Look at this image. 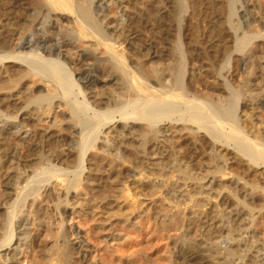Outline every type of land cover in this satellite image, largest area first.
Returning <instances> with one entry per match:
<instances>
[{"label":"bare ground","instance_id":"obj_1","mask_svg":"<svg viewBox=\"0 0 264 264\" xmlns=\"http://www.w3.org/2000/svg\"><path fill=\"white\" fill-rule=\"evenodd\" d=\"M249 1L250 0H248V2ZM190 2H192V0H171L170 3L174 6L173 13L175 14H172L171 18L169 17L170 19H168L167 25H158L157 27L154 26L155 28L147 29L152 32V35L155 34L159 39L164 41L167 46L164 51H153L151 44L148 42V44L145 45L148 48L144 56L146 63L136 68L130 66L129 62L131 59H127L126 52L118 49L123 43L121 41L124 40V36L122 37V35L127 33L125 32V27L127 26L115 20H108L105 15H101V21L105 23L104 27H101L98 21L99 19H96L98 14L95 16L94 9L100 12L106 10L101 4V1L37 0L34 6L31 5V9L23 2L21 4L19 3V5L17 4V6H20L19 8L23 9V12H28L26 18L29 20L25 19L26 23L24 26L22 25L24 28H22V32L17 36L15 43L12 45L13 47H11L13 49L10 50V47L8 48L6 43H0V64L12 63L22 67V71H19L18 77L16 76L17 78H14L13 82L11 80V84L7 85L0 83V91L4 92L7 89V91L10 90L9 92H22L19 88L21 86V81L24 79L26 81L27 78L28 81L31 79L32 87H28L29 89H27L29 96L27 97V104L24 108L33 105L31 108L32 115L40 114V116H48L53 108V102L57 100V106L63 107L67 119L57 120V118H54L52 126L61 127L62 124H65L68 128L75 129L77 156H75V162L73 161L74 164H71L72 167H70L74 170L72 179L67 176L68 172L66 173V171H70L67 170L70 165L66 168L61 167L62 169H53L54 171L52 170V173L34 172L32 176L26 174L23 175V177H14V179L8 177L9 180L5 178L7 179L6 181H10V184L12 182L13 192L11 194L8 192L3 193L2 191L0 196L1 206H3V201L4 204L8 203L6 205L7 209L6 217L3 221L4 223L0 220L2 223L0 224V249L6 248L7 250L11 247L10 245L17 233L15 228L16 225L18 226L17 229L24 227L30 216L33 221L39 219V213L33 212L31 207L35 200L38 201L41 196L43 197L42 193L46 190L47 186L49 188V183L53 178H56L58 181H56L57 183L54 184V187L60 185L64 188L65 192L63 196L65 197L62 199L64 204L66 203V196L70 191L79 192L81 184L78 178L85 169L84 158L86 152L93 148L96 149L95 144L99 139L102 129L111 125L117 117H120V121H122V126L120 124L119 127L121 131L120 134L127 130V123L132 125L140 124L142 126L140 129L134 130H136V136L141 139V145L139 147L142 157L152 162L150 163L152 168L148 171L150 174L157 173L158 177L161 178L166 177L175 179L176 182L170 184L171 187L173 185L172 188L176 190L180 188L178 181L181 182V186L186 187L187 181L193 178L194 181L199 183L206 180V175L202 177L200 172L196 173L197 175L193 173V164L186 161L182 164V160L180 159L183 158L185 150H189L190 148L194 149L193 145L195 144L193 143L196 142V144H198V141L202 139L205 142L202 147L206 146V148L209 149V160L212 164V166L205 171V174H207V176L209 175V178L207 177V182L205 181L207 183L206 186L209 187H204L209 190L211 184H213L212 181L218 177L215 178L216 175H219L222 179L230 175L231 178L226 181L229 184H226L225 187L228 189L230 188L232 192L234 191L233 195L238 197L237 204L240 205V207L234 209L230 207L231 210L229 209L224 213H221V211L224 210L222 208L221 211H215L214 209V215L212 216L219 219L220 227H218L217 224L212 228L218 227V233H222V231L226 232L227 226L223 224V221H225L227 225L232 223L237 224L239 227L237 226L236 232H238L245 228H240V226L246 219H248V221L250 219V223L253 219L255 220V214H251L254 208L253 206L251 207L250 204L264 199V196H261L264 195V193H262L264 191V185L259 186L258 190L262 191L260 194L253 193V189H257L253 187L254 185L251 187L252 192L247 194V190L244 191L245 188L243 191L239 188L240 183L238 184V181H240L242 177L244 178V172H247L248 176V172L251 173L253 171L256 172L257 169H264V118L260 119L258 116H255L259 114L257 113L258 110H263L264 112V76L260 81L257 74L259 71L264 73V22L255 20L249 16L247 9L243 5L247 0H207V7L213 14V21L216 19V22L212 26L215 29L212 28V30H209L211 31L210 33L213 34L212 38L214 41L212 40L208 46L207 52H202L200 49L203 42L199 41L197 38L193 37L194 41L191 44L185 43L187 32L191 31L192 33L195 32V34L198 33L196 28H192L195 30L192 31L189 30L190 26L187 28L183 26L184 16L187 13V6H189L188 4H190ZM238 3L243 5L241 11L237 6ZM15 7L13 6L14 9ZM67 14L72 16L70 21L67 18L69 17ZM190 16H194L193 10L188 12L186 18H190ZM185 26L187 25L185 24ZM147 32L149 34V31ZM199 36L202 37V34L195 37ZM209 37L210 36H208V39ZM60 45H62L63 48L65 47L64 54L59 52ZM17 50H20V52H16ZM200 61H204V65L207 66L205 71L206 77L221 79L219 84H216L215 81H208V79L206 82L203 80L202 82L200 79L196 78L195 72H192V64L193 62ZM99 71L102 73L101 76L98 75ZM239 71L241 80L239 83L237 82L238 84L235 83L237 86H234L233 80L236 78ZM97 76H99L101 80H98ZM39 86L42 88H39ZM201 87V91L204 90L205 92L204 94L200 92V89L198 90V88ZM89 90L93 91L91 102L90 99H88L90 95L88 98L85 95V92H90ZM100 92H108L104 101L97 98ZM13 96L17 97L16 94ZM10 97L12 98V96ZM117 113L118 116H115ZM166 124L169 126L167 130H163L161 125L163 126ZM20 129L17 128V126H13V128L6 131L0 129V139H3L5 134L16 139V134L20 132ZM174 130H176L179 135L180 132H183L188 138L191 137L193 143H190L193 145L191 146L189 144L190 148L185 149L187 147H180L179 143L173 142V137L171 138V136ZM169 132L170 134H168ZM128 134L131 135V132ZM180 139H182V137ZM40 142L41 141L36 142V140H34L33 143H30V148L28 150L37 152L35 150L42 146ZM102 145H104V143ZM158 145H160V147H158ZM120 146H118L119 149ZM160 148L164 150H162L164 153ZM0 153H2L0 154L1 171L2 161L5 160L4 158L8 157L11 159L13 155L11 154L12 152H8L7 149ZM176 153L180 154L179 158ZM233 153L242 158L238 161L237 168L231 166L229 162L231 159L233 160V157H229L233 155ZM46 154L48 153L46 152ZM117 154L115 155L117 156ZM45 160L47 161L46 163L50 164L55 161L49 156H46ZM43 162L44 160L41 158L40 164ZM65 165H67V163H64V167ZM136 169L138 174H141L142 179H139V183L134 185L133 189L138 190V192L146 197H155L157 192H159V187L153 183L154 180L152 181L150 175L146 174L147 170L144 166H139ZM192 173L195 176L201 175L200 179L195 180L197 177H192ZM37 176L42 177L35 179ZM232 178L234 180H232ZM145 179L147 181H145ZM121 191L124 193L126 192L123 188ZM236 192H239V196ZM2 195H4L3 201ZM95 195L97 196V194ZM112 196L118 199L125 195L122 193ZM5 197L7 201H5ZM28 199H30L29 201H31L32 204L30 205L27 215H25L26 218L22 217L21 219L19 218L20 214L24 212H22V208H24ZM93 201H96V199ZM255 206L257 207V205ZM245 207L250 210L248 214L244 210ZM262 207L264 208V204ZM261 210L262 209H260V211ZM262 212H257V214L261 217ZM177 215H174V213L170 215L169 222L165 219L160 220V229L164 236L166 234L167 237H170V235L178 231L181 220ZM196 219L198 220V218ZM156 228L150 225L146 228L139 226L137 232L131 230L126 238L124 237L125 239L122 240L114 239L112 235L113 239L110 241V252L112 251L114 254L117 253L115 256L119 255L118 258L121 257V259H125L127 264H146L148 259L145 257L147 249L144 241L147 235H151L152 238L154 237L155 239V243L153 242L155 246L152 247V249H155L153 253H151L153 255L152 259L160 260V263L163 264L161 261H164L166 257L164 256L165 258H162V253H159L161 250L160 248H162L159 244L161 238L157 236L158 234L156 235V232L158 233ZM220 229H222V231ZM46 232V234H48L49 231ZM18 233H20L18 234V239L15 238L12 244L15 247L9 251L10 257L6 258L4 256L2 258L0 256V264H7V261H10V264H18L19 255L27 251L28 247L26 240L29 234H27L26 230ZM58 234L60 233H57L56 238H58ZM70 235L73 236L74 239H78V242L75 244L77 245V249L85 247L86 244L79 240L77 232L71 231ZM229 236L232 237L230 234ZM59 237L61 239L62 235ZM229 239L232 240V238ZM233 241L234 248H231L232 250L228 249L229 251H225L223 254L219 252L216 245H212L209 248H206L204 245L206 248V254L203 253L206 257H204H208V260L209 257L210 260L213 258V260L217 262L216 264H234L232 263L234 253L238 252L237 250H244V248L241 249V247L245 246V243L243 245L239 244L240 242H236V240ZM153 243L149 245H153ZM60 244L61 243H55L52 248H50L48 260L46 259L50 264H65L64 262L67 258H65V250L63 251L65 248H61L64 245ZM182 246H185L186 250L188 249L189 252H195V254L204 250L201 249L202 247L198 248L199 246L197 247L191 243ZM254 248L256 247L254 246ZM259 248L260 247H258V249ZM258 249L255 250V252H257ZM107 254L108 253H106V255ZM100 255H102V259H99L102 261L110 257L102 253ZM158 255L160 256L158 257ZM203 258L200 260L203 261ZM94 259L95 258H93L92 261H94ZM108 259L110 260L111 258ZM206 260L202 263L205 264ZM259 260H264V257ZM112 261L114 260L112 259ZM247 262H249V260ZM155 263L158 264V262ZM255 263H253L252 260V264Z\"/></svg>","mask_w":264,"mask_h":264},{"label":"rangeland","instance_id":"obj_2","mask_svg":"<svg viewBox=\"0 0 264 264\" xmlns=\"http://www.w3.org/2000/svg\"><path fill=\"white\" fill-rule=\"evenodd\" d=\"M36 1L37 0H29V1L28 0H0V43L1 44L6 43V45H8V48L10 47L9 48L10 50L13 49L11 48L13 47L12 46L13 43H15L17 36L22 32V28H24L23 26L26 23L25 19L29 20L26 18L27 17L26 14L28 12H25V11L23 12V9L19 8L20 6H17V4L19 5V3L21 4L23 2L27 4L26 6H28L31 9L32 7L31 5L34 6L36 4ZM99 1L102 2L101 4L106 9L104 10V12H100L99 10L97 11L96 9H94L95 16L98 14L96 16V19L97 20L99 19L98 21L101 27H104L105 25V23L101 21L102 19L101 15H105L108 20L109 19L115 20V21H118L119 23L125 24L124 26H127L125 27V30H126L125 32L127 33H124V35H122V37L124 36L123 37L124 40L121 41L123 43L121 47H119L118 49H121V51L123 50L124 52H126V56L128 60L131 59L129 62L130 66H132L133 68H136L146 63L144 56L148 48L145 45H147L148 42L151 44L153 51L161 52L165 50V47L167 46L166 43L162 41L161 39H159L155 34L152 35V32H150V30H147V29L155 28L158 25H167L168 19L171 18L172 14L173 15L175 14L173 13L174 6H172V3H170L171 0L169 1L167 0H119V1L118 0H99ZM192 2H190V4H188L189 6H187V13L184 16L183 26L185 28L190 26L189 30H192V31H195L192 28H196L197 32L199 34H202V37L200 36H199L200 38L195 37L199 35L198 33L195 34V32L192 33L191 31L187 32L186 33L187 39H185V43L191 44L194 41L193 37L197 38L199 41L203 42L200 50L202 52H207L208 46L213 40L212 38L213 34H211L210 33L211 31L209 30H212L213 28L212 26L213 24H215L216 19L213 21L214 17L212 16L213 14L209 11L207 7V4H206L207 0H203V1L202 0H192ZM193 4H194V7H193ZM243 5L247 9L250 17L254 18L255 20H261L264 22V0H252V1L250 0L249 2L247 0V2H245V4ZM243 5L238 3L237 6L239 7L240 11L242 10ZM13 6L14 7L16 6L15 9L13 8ZM190 10H193L194 16L193 17L190 16V18L189 17L186 18ZM68 16L69 17L67 18L70 21L72 16L70 14ZM185 24L187 26H185ZM46 29H47V26H46ZM147 31H149V34ZM208 36H210L209 39H208ZM59 47H60L59 52L64 54L65 47L63 48L62 45H60ZM18 51L20 52V50H17L16 52ZM193 64H192L193 70L192 69L191 70L192 72H195L194 74L196 78L200 79V81L203 80L204 82H206L208 79V81L209 80L215 81L216 84H219L221 82L220 81L221 79H217V78L213 79V78L206 77L205 71L207 69V66L204 65L205 64L204 61L195 62V63L193 62ZM19 71H22V67L14 65L12 63H3V64L1 63L0 64V83L7 84V85L11 84L14 78L18 77ZM257 74L260 78L259 80L261 81V79L264 76V73L262 71H259ZM98 75L101 76L102 73H100L99 71ZM99 76H97L98 80L100 79ZM240 77H241V74L239 71L238 75L233 80L234 86H237L235 85V83L238 84L240 82L241 80ZM4 81H7V82H4ZM20 85L21 86L19 88L22 92H16V93L9 92L10 90L7 91V89L5 91L3 90L4 92L0 91V116H1L0 117V129H3L6 131L10 128H13V126H17V128L19 129L21 128L20 132L16 134V139H13L8 134L7 135L5 134L6 136L4 135L3 139H0V152H2L3 150L6 151L7 149V151L12 152L11 154L13 155L11 159H9L8 157L7 158L5 157L4 158L5 162L2 161V166H1V171H0V184H1L0 185V196L2 194V191L3 193L8 192L11 194L13 192L12 185H11L12 182L10 184V181H6L8 177L9 178L12 177L14 179V177L16 178L21 177V176L23 177V175H26V174H29L30 176H32L34 172L35 173H39V172L52 173L53 169H56V168L62 169L70 165L68 167L69 169H67L70 171H66V173L68 172L67 176L71 177L72 179L73 178L72 174L74 170L73 168H70V167H72L71 164H74L75 156H77V146L75 143L77 142V139H76V131H74L75 129L68 128L65 124H62L61 127L52 126L54 118L55 119L57 118V120L67 119L66 113L63 107H58L57 106L58 102L57 100H55L53 102V108L48 116H45V115L40 116V114L32 115L31 108L33 105H30L29 107L24 108L27 104L26 103L27 97L29 96L27 89L32 87V81L31 79H29L28 81V78H27L26 81L25 79L22 80ZM39 85H42V84H39ZM39 88H42V87L39 86ZM199 89L202 94L205 93L204 90L201 91L202 87L198 88V90ZM107 93L108 92H100L99 96L97 95V98H100V100L104 101L107 97ZM14 94H16L17 97L13 96ZM92 94H93L92 90L90 92H85V95L87 96V98L90 95V97L88 98L90 99V102L92 101L91 99V97L93 96ZM10 96H12V98ZM262 112L263 110H260V111L258 110L257 113L259 114H256L255 116H258V118L263 119L264 112L263 113ZM115 116H118V113ZM4 122L5 123L7 122V123L5 124ZM120 124L122 126V121H120V117H117L112 122L111 125L104 127L99 135L98 141L95 144L96 149L93 148L91 150H88V152H86L85 158H84L85 159V162H84L85 169L78 178L80 179L79 181L81 184L79 187V192L70 191L69 194L66 196L67 199H66V203L64 204L62 202V199H64L65 197L63 196L65 192L64 188H62V186L60 185H57V187H54L55 186L54 184H56L58 181L56 178H53L49 183L50 189L47 186L46 190L43 192L44 194L42 193L43 197L45 196L46 198L44 197L43 199V197L41 196V198H39L38 201L35 200V202L33 203L31 207V210H33V212L39 213L40 215L39 219H37L36 221H33L32 217L30 216L27 219L28 221L24 227L17 229L18 226L17 225L15 226L17 230L16 231L17 233L15 232L16 239H18L19 237L18 234H20L18 232L20 231L22 232L26 230L27 234H29L26 240L27 247H28L27 251H25L24 254L19 255L18 264H25L26 262H27L26 264H50L49 262L46 261V259L48 260V257L50 254L49 250H51L50 248H52V246L55 243L57 244L61 243L60 245H64L61 248H65L63 249V251L65 250L64 251L66 255L65 258L67 257L64 262L65 264H106V262L107 264H127V262H125V259L123 258L121 259V257L118 258L119 255L115 256V254L117 253L114 254L112 251L110 252V249H111L110 241H112L113 237L114 239H119V240L125 239L131 230L133 231L135 230V232H137V230H139V226L146 228L147 226L149 227V225L154 226V228L157 227L156 231H158V233L156 232V235L158 234L157 236L161 238L159 240V244H160V247L162 248H160L161 250L159 253L160 254L162 253L161 254L162 258L166 257L164 261H161L163 264H167L168 262H169L168 264H200V263L203 264L204 263L203 261L206 259L207 260L205 264L207 263L216 264L217 262L214 261L213 258H211V260H210V257H209V260H208V257L205 258L206 255L203 254L205 253V249L207 247L209 248L212 245H216L219 252L220 253L222 252L223 254L225 251H229L228 249L232 250L234 248L233 240H236V242L238 243L240 242L239 244L244 245L245 243V246L241 247V249L244 248V250H237L238 252L234 253V255L232 254L233 255L232 263L252 264V260H253V263L256 262L255 264H264V260L262 261L259 260L264 257L263 255L264 254V208L262 207L264 204V199L263 200L261 199L259 202L255 201L254 202L255 204L254 203L250 204L251 207L253 206L254 208L253 211H251V214H255V217L257 218V220L256 218L255 220L253 219L252 221L253 223L249 222L250 219L249 221L248 219H246L245 222H243L242 224L243 227L242 225L240 226V228H244V227L245 228L242 229L241 231L236 232L237 226H238L237 224L232 223V224L227 225V223L223 221V224L227 226V230L225 232V231H222V229H220L222 233H218L219 231L218 227H220L219 226L220 221L218 218H215L214 216H212L214 215L213 210L215 209V211H218V210L221 211L222 209H224L221 211V213H224L225 211L229 210L230 207L234 209L236 207H240V205L237 204L238 197H235L233 195L234 191L232 192V190L230 191V188L228 189L225 187L226 184L227 185L229 184L226 181L229 178H231L230 175L229 177L228 176L224 177V179L220 178L219 175H216L215 178L217 176L218 177L214 179V181H212L213 184H211V188L209 190L208 188H206V187H209V186H206L207 177L209 178V175L207 176V174H205V171L208 170V168H210L212 164H211V161L209 160V157H210L209 149H207L206 146L202 147L205 142L201 139L200 141L197 140L199 143L196 144V142L193 143V139L191 137L188 138V136L183 134V132H180V135H179V133L176 132V130H174V132L172 133V136H171V138L173 137L172 141L177 144L179 143L180 147H187L185 149H189L190 148L189 144L191 146L195 144L193 145L194 149L190 148L189 150H185V153L183 154V158H180L182 160V164L185 161L189 162L190 164H193V168H194L193 173L196 174L200 172L202 177L203 175H206V180H203V182L201 183L194 181V178L192 180H188L186 187L181 186V182L178 181L180 188L176 190L172 188L173 185L171 187V184H170V183L174 184L176 182L175 179L166 178V177L161 178V177H158L157 173L150 174L149 171L152 168V165L150 163L152 162L147 161L145 158L142 157L141 150L139 147L141 145V139L136 136V132H135L136 130L140 129V127L142 126L140 124L132 125L130 123L129 124L127 123V126H126L127 130L123 131L120 134L121 132L119 128ZM168 126L169 125L167 124L163 126L161 125V128L163 130L165 129L167 130ZM130 132H131V135L128 134ZM168 134H170V132ZM186 136H187V139H186ZM181 137L182 139H180ZM34 140H36V142L41 141L40 144H42V146L38 148L39 150L38 149L35 150L37 152H31L28 150L30 148V143H33ZM190 142L193 144H191ZM103 143L104 145H102ZM180 144L181 145L183 144L184 146L183 145L181 146ZM118 146H120V149ZM158 147H160V145H158ZM45 150L48 154H46ZM160 150L162 151L163 149L160 148ZM116 151H118L117 152L118 154L115 153ZM115 154H117V156ZM177 154L178 153H176V155ZM234 154L235 153L229 156L230 158L233 157V160L231 159L229 162L231 163V166L237 168L238 161L242 158ZM46 156L53 158V160L55 161H53L51 164L46 163L47 162L45 160ZM179 156L180 154L177 155L178 158ZM123 157L125 158V161ZM41 158L42 160H44L42 164H40ZM127 159H130L131 161ZM139 162L147 170L146 174L150 175L152 181L154 180L153 183L159 187L158 190L160 193L157 192L156 196L153 198L146 197L145 195L138 192V190L133 189V186L139 183L138 182L139 179H142L141 174L140 173L138 174V171L136 169L139 166L142 167ZM64 163L65 164L67 163L65 167H64ZM263 172H264V169L262 168L257 169L256 172L255 171L251 173L248 172V176H247V172H244L246 174L243 173V176H244V178L242 177L243 181L242 179L238 181V184L240 183L239 188H241L242 191L245 188L244 191L247 190L246 193L250 194L252 192L251 187L252 185H254L253 187L257 189H253V193L255 192L254 194L256 193L260 194V192L262 191L258 190L259 186L264 185V178H263L264 173ZM193 173H192V177H195V178L197 177L195 180L197 179L199 180L201 175L195 176ZM39 177H42V176H37L35 179ZM232 180L234 179L232 178ZM145 181L147 180L145 179ZM3 183L5 186L3 185ZM122 188L126 190L125 193L121 191ZM98 192L99 194L101 195L103 194V195L102 196L99 195ZM113 193L114 194L123 193V195L125 196L124 197L122 196V198L115 199L112 196L114 195ZM238 193L237 195L239 196ZM262 193H264V191ZM95 194L99 196L97 197ZM94 195L96 196V198ZM2 196H3L2 198V201H3L4 195ZM261 196H264V195H261ZM30 199L26 201L24 208H22V212L23 211L24 212L20 214L19 218L21 219L22 217L26 218L25 215H27L30 205L32 204L31 201H29ZM95 199L96 201H93ZM5 201H7L6 197H5ZM67 201H70V202H67ZM2 203H3L2 204L3 206H1L0 204L1 222H3L6 217V209H7L6 205L8 204V203L4 204V201ZM58 203H59V206H58ZM255 205H257V207ZM260 209L262 210L260 211ZM244 210L245 212H247V214L250 211L248 208L246 209V207ZM257 212L263 213V214L261 213V217L259 216V214H257ZM173 213L174 215L178 214L177 216H179L181 223H179L180 226L178 228V231L170 235V237H167L166 234L164 236V234L161 233L159 222L161 219H165L167 220V222H169L170 215H172ZM196 218H198L199 221ZM182 219H183V222H182ZM1 222L0 224H2ZM181 224H182V227H181ZM216 225L218 226L217 228H212L213 226H216ZM46 231H49L50 233L48 232V234H46L47 233ZM71 231H74L75 233L77 232L79 236V240L83 241L84 244H86L84 248L77 249V245L75 244L76 242H78L77 241L78 239H74V237L70 235ZM57 233H60L58 234V238H56ZM229 234L232 237H230ZM60 235H62L61 239L59 237ZM228 236L229 238H232V240L229 239ZM147 237L144 241L145 247L147 249V254L145 257H147L148 259L146 261V264H156L155 262H158V264H161L160 260H157L154 258L152 259L153 255L151 253H153L155 249V248L152 249V247L155 246L154 237L152 238L151 235H147ZM15 238H13L12 244L14 243ZM226 238H228L229 240ZM152 243L153 245H149ZM188 243L194 244L197 247L199 246L198 248L202 247L201 249L202 250L204 249V250L196 254L193 251L189 252L188 249L186 250L185 246H182ZM12 244L10 245L11 247L7 250L6 248L0 249V256L2 258L4 256L6 258L10 257L9 251L13 247H15ZM204 245L206 246V248L204 247ZM254 246L256 248H254ZM258 247L260 248L258 249ZM257 249L259 252L258 251L255 252V250ZM101 253L105 255L106 253H108L107 255L110 257H107L106 259L107 261L100 260L102 259V255H100ZM159 256L160 255H158V257ZM92 257L95 258L94 261H92L93 259ZM255 257L256 258L258 257V258L256 259ZM108 258H111L110 259L111 261ZM202 258H203V261H201ZM112 259L114 261H112ZM248 260L249 262H247ZM244 261L247 263H245ZM9 262L7 261V264H10ZM227 264H230V263H227Z\"/></svg>","mask_w":264,"mask_h":264}]
</instances>
